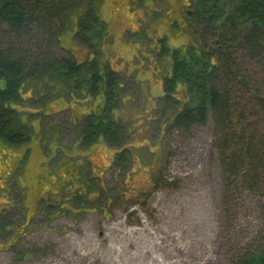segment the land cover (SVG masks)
<instances>
[{"label":"rangeland","instance_id":"1","mask_svg":"<svg viewBox=\"0 0 264 264\" xmlns=\"http://www.w3.org/2000/svg\"><path fill=\"white\" fill-rule=\"evenodd\" d=\"M77 2L57 56L97 61L121 88L112 102L76 87H29L12 104L30 135L0 141V264H232L264 237L263 200L234 186L224 203L211 116L171 128L170 111L157 106L174 50L194 42L187 14L164 13L166 0ZM89 8L103 24L92 46L79 45L77 23ZM88 113L122 123L130 170L113 164L118 148L104 138L81 137ZM251 114L264 125L258 106Z\"/></svg>","mask_w":264,"mask_h":264},{"label":"trees","instance_id":"2","mask_svg":"<svg viewBox=\"0 0 264 264\" xmlns=\"http://www.w3.org/2000/svg\"><path fill=\"white\" fill-rule=\"evenodd\" d=\"M193 3L186 18L194 42L174 50L157 106L170 111L165 126L171 128L202 125L211 116L224 203L230 201L234 186L252 189L263 200L264 217V125L251 114L258 106L264 122V94L258 87L264 85V0ZM77 5V0H0V141L16 145L29 139V128L12 107L29 87L47 93L76 87L115 101L112 89L119 78L100 73L96 61L81 64L56 54L59 36ZM101 24L93 9H87L77 23L75 41L92 46L95 26ZM238 54L253 68L240 63ZM123 127L110 114L96 115L81 126L82 137L92 143L102 136L108 147L118 148L127 138ZM252 246L232 264H264V237Z\"/></svg>","mask_w":264,"mask_h":264},{"label":"flooded vegetation","instance_id":"3","mask_svg":"<svg viewBox=\"0 0 264 264\" xmlns=\"http://www.w3.org/2000/svg\"><path fill=\"white\" fill-rule=\"evenodd\" d=\"M193 1L192 0H166V2H164V4L162 5V8L164 7V13H166V12H169V14L170 13H172V14H174L175 13V11L174 10H178L177 12H176V14L177 13H181V14H183V15H186L187 14V16L193 11ZM188 8H191V9H188ZM128 10V9H127ZM190 10V11H189ZM185 11V12H184ZM128 12H129V10H128ZM113 14H114V12H112ZM184 13H186V14H184ZM178 15V14H177ZM184 17V16H183ZM186 17V16H185ZM184 17V18H185ZM186 19V18H185ZM172 21V20H171ZM177 21V20H176ZM125 26V25H124ZM126 27H128L129 28V25H126ZM82 61H84V62H91L92 60H87L85 57L83 58V60ZM84 62H82V63H84ZM78 63H81V62H78ZM96 63H97V61H96ZM114 72V71H113ZM100 73H103V70H102V72L100 71ZM117 72H115V74H116ZM104 74V73H103ZM120 85H121V83H118V86H119V88H121L120 87ZM102 95V94H101ZM104 102H103V106H104ZM103 108V107H102ZM91 115H94V113H88V114H86V115H84V116H86L85 118H84V123L88 120L87 118L88 117H90ZM116 122H118V123H120L119 122V120L117 121V120H115ZM121 125H122V123H120ZM83 125V124H82ZM81 125V126H82ZM81 128V127H80ZM81 137H82V134H81ZM99 138H102V136H100ZM129 140V137L127 136V138H126V140H125V142H124V144L127 142ZM123 145L121 146V147H118V150H116V152L115 153H117L116 155V157H115V160H114V162H113V164H115L116 166H118V167H120L121 168V170H130V167H131V163H132V159H131V151H130V149H129V154L127 153H124L123 152ZM127 155V156H126ZM129 155V156H128ZM126 156V157H125Z\"/></svg>","mask_w":264,"mask_h":264}]
</instances>
